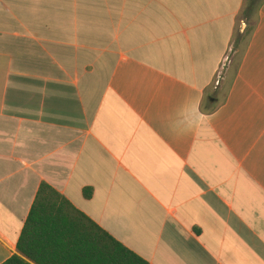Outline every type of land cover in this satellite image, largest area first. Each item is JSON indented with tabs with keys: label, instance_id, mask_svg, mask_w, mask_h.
<instances>
[{
	"label": "crops",
	"instance_id": "obj_1",
	"mask_svg": "<svg viewBox=\"0 0 264 264\" xmlns=\"http://www.w3.org/2000/svg\"><path fill=\"white\" fill-rule=\"evenodd\" d=\"M245 2L0 0V263L45 182L148 264H264Z\"/></svg>",
	"mask_w": 264,
	"mask_h": 264
},
{
	"label": "trees",
	"instance_id": "obj_2",
	"mask_svg": "<svg viewBox=\"0 0 264 264\" xmlns=\"http://www.w3.org/2000/svg\"><path fill=\"white\" fill-rule=\"evenodd\" d=\"M262 1L245 2L246 34ZM83 194L89 197L90 188ZM16 250L0 264H148L45 182L39 185Z\"/></svg>",
	"mask_w": 264,
	"mask_h": 264
},
{
	"label": "built area",
	"instance_id": "obj_3",
	"mask_svg": "<svg viewBox=\"0 0 264 264\" xmlns=\"http://www.w3.org/2000/svg\"><path fill=\"white\" fill-rule=\"evenodd\" d=\"M218 83V81H216V84Z\"/></svg>",
	"mask_w": 264,
	"mask_h": 264
},
{
	"label": "rangeland",
	"instance_id": "obj_4",
	"mask_svg": "<svg viewBox=\"0 0 264 264\" xmlns=\"http://www.w3.org/2000/svg\"><path fill=\"white\" fill-rule=\"evenodd\" d=\"M243 40H244V38H243ZM244 42V41H243Z\"/></svg>",
	"mask_w": 264,
	"mask_h": 264
}]
</instances>
